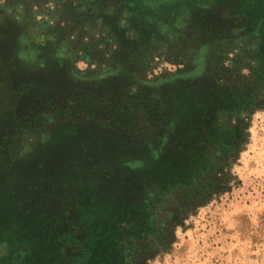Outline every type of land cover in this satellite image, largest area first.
Listing matches in <instances>:
<instances>
[{"label": "rangeland", "instance_id": "rangeland-1", "mask_svg": "<svg viewBox=\"0 0 264 264\" xmlns=\"http://www.w3.org/2000/svg\"><path fill=\"white\" fill-rule=\"evenodd\" d=\"M111 69L133 94L182 88L178 116L180 94L199 99L190 88L233 93L188 191L144 205L162 191L151 173L172 146L170 113L156 123L135 107L116 125L112 100L93 103L92 123L77 104L32 118L55 90L73 100L94 85L81 77ZM91 226L119 234L111 260ZM0 264H264V0H0Z\"/></svg>", "mask_w": 264, "mask_h": 264}, {"label": "trees", "instance_id": "trees-1", "mask_svg": "<svg viewBox=\"0 0 264 264\" xmlns=\"http://www.w3.org/2000/svg\"><path fill=\"white\" fill-rule=\"evenodd\" d=\"M192 37L193 35H191V38ZM120 71V69H111L107 75H104L103 77H98L100 73L81 77L80 79H82V83L86 81H93L94 85H92L91 88L88 87L87 89H81L80 93L79 91H74L75 95L73 96V100H66L64 98L62 99V97L59 96V90H55V95L52 92L54 95L53 97L44 98L46 99L44 102V104H46L45 110H38L36 108L32 110V118L37 121V119L42 118V113L46 112L52 106L53 108H56L54 112L57 114L79 113V111L71 108L72 105L77 104L78 107H82V109L87 112L89 118L87 116L86 118L88 119L89 123H92L93 121L90 120V116H93L94 113L91 112H95L96 110L93 103L97 101L99 104H105L111 103L112 100L114 102L112 105L114 116L110 118L112 123H115L116 125L118 123H123L122 117L120 116L126 112L130 113L131 110L134 111L135 107L140 108L142 112L144 111L147 114L152 113L153 111L155 115L154 118H151L150 120L153 122L155 119H157L156 123H159L158 120H161V117L166 115V113H170V118L173 120V128L176 130L174 133L175 135L173 134L170 137V144H172V146L170 145V148L168 147V149L163 152V159L160 157V155L159 158L155 159L156 170L151 173L158 176L156 179L157 182H155V189L162 191L156 195H152L149 192V188H147L144 205L146 203L151 204L156 202L157 197L162 200L164 197L162 193L164 192L169 195V193H178L184 190L188 191L189 188L198 183V177H200L203 171L208 168L212 160V151L216 148V145L221 146L220 144L223 141L222 138L224 131H220V128L221 124L225 123L226 121L223 120V122L220 119V115L225 109H227L229 105L234 103V101L231 100V98L234 97L233 93H226V91L222 92V94L226 93L228 98L227 101L225 98L220 99V97L223 96H221V93L217 94V91L221 90L222 88L216 86L214 83H212L213 86L206 87L204 90L201 87L190 88V90L192 89L191 91L194 92L195 95L199 94V99L193 103L192 99H181L182 95L180 94L179 100L182 104H184V113L178 116L175 114L174 109L172 108V101L175 98V94H173V92L176 93V91L181 90L182 88H178V86H176L178 89L176 90L174 87H172L171 91H173L172 94H170L165 90L159 93V91L156 89L153 92H148V90H146L144 87L139 88L137 86L136 88L138 93L133 94L129 82L122 79L123 75H118ZM77 80H79L78 77ZM109 83L110 85L105 86ZM94 86H98V90H95L97 88H94ZM173 86L175 85L173 84ZM184 88L188 89V87ZM69 90L70 89L67 87L66 91ZM110 91L115 98H110ZM245 93L246 95H249L251 94V91H246ZM67 97H69V95H67ZM34 100L35 106L39 107V105H43L42 103L37 102L35 98ZM225 101L226 105L224 107ZM65 102L69 108L58 109V107L64 105ZM19 109H21V105ZM148 115L150 117L151 114ZM80 117L84 119L82 114ZM165 117L166 116H164V118ZM20 119L21 117L18 118V115H16L15 120L18 121ZM75 122L81 123L78 122V120ZM130 122L131 121L126 123ZM59 126H61L60 123H54L49 128V133H52L58 129ZM102 127L106 129H115L114 124H107L106 126ZM126 131H128V128ZM224 137H227V134H225ZM28 154L29 152L26 154V156ZM141 190H144V187H142ZM84 216L87 218V212L84 214ZM108 227V230L101 232L100 227L91 226L87 232L88 235L86 239L89 243H95L97 238H100V235L102 239L107 238L103 240L102 244L105 245L109 241L110 244L105 246H108L106 249L109 251V258L111 260V254L113 253V248L115 249L116 243H118L119 234L116 233L114 226ZM15 230H17V227ZM23 230L26 241L28 239V242L32 243V241L35 239V233L33 229L28 230L24 228ZM3 233L11 234L9 228L7 232L4 231ZM12 237L13 239H16V242L19 245L25 242V240H21V237L16 234V231L12 232ZM100 248L97 247L96 251H98ZM59 254L61 255V253Z\"/></svg>", "mask_w": 264, "mask_h": 264}]
</instances>
